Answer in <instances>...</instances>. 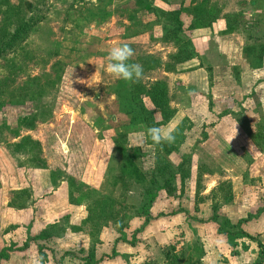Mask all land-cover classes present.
<instances>
[{
	"label": "rangeland",
	"instance_id": "obj_1",
	"mask_svg": "<svg viewBox=\"0 0 264 264\" xmlns=\"http://www.w3.org/2000/svg\"><path fill=\"white\" fill-rule=\"evenodd\" d=\"M136 1L0 0V251L25 244L28 228L8 225L10 217L28 222V185L37 191L42 183L33 194L43 199L54 172L62 184L57 200L68 196L80 204L71 214L76 222L72 225L65 218L52 227H39L58 238L68 232L90 235L93 250L99 251L82 257L86 263L81 264H264L257 262V242L240 237L229 243L209 221L212 206L218 204V222L246 219L242 230L264 246V217L259 212L264 208V151L246 133L248 128L253 135L264 125V78L250 70L244 52L248 46L256 51L264 47V0H153L160 10L183 9L179 36L191 41L196 56L182 64H175L177 49L163 39L153 15L143 11L130 17ZM204 11L213 14L211 26L190 30L193 16ZM120 43L133 49L130 62L142 65L149 58L159 63L144 69L140 80L145 86L155 81L167 85L176 115L162 129L183 120L192 123L185 141L168 159L176 165L190 155L192 171L197 161L213 171L199 186L193 175L183 187L177 178L174 196L158 193L150 209L153 219L144 228L143 217L128 219L141 188L127 161L114 151L113 140L125 134L122 146L134 155L133 163L147 179L154 150L145 144L143 132L131 126L129 116L119 112L113 93L118 80L101 62ZM166 64L174 70L166 72ZM198 65L205 73L203 80L194 79L195 85L200 80L204 85L192 92L186 74H177ZM258 77L263 79L254 82ZM145 106L158 119L150 102ZM238 117L245 119L246 128ZM203 131L209 136L202 143ZM27 138L39 146L22 141ZM120 165L127 191L116 179ZM235 201L240 205L232 214ZM26 203V211L18 209ZM11 208L19 212L11 214ZM35 209L40 210L38 205ZM117 223L126 224L122 233L127 241L136 237L133 247L116 240Z\"/></svg>",
	"mask_w": 264,
	"mask_h": 264
},
{
	"label": "trees",
	"instance_id": "obj_2",
	"mask_svg": "<svg viewBox=\"0 0 264 264\" xmlns=\"http://www.w3.org/2000/svg\"><path fill=\"white\" fill-rule=\"evenodd\" d=\"M163 3H167L169 0H159ZM137 9L132 11V18H136L138 13H142L145 11L148 14H151L155 17V23L162 26L163 31V39H167L168 42H172L175 46L176 54L172 56L175 64H182L189 60L194 59L196 56V52L194 51L191 41L182 40L179 34L182 31V22L180 20V15L183 9L164 11L157 9L153 6V0H137L136 1ZM213 14L209 11H204L200 15L193 16L192 22L190 23L189 29H200V28H209L211 23L213 22ZM33 26V25H32ZM30 28H34L30 27ZM7 35L8 33L5 31L3 33ZM12 38L9 40L11 41ZM2 47L0 45V52ZM246 52L249 62V66L251 69H259L262 67V61L264 57V47L260 46L259 50L256 51L254 47H246L244 49ZM142 67L144 69H154L158 66L159 63L152 59H144L142 60ZM164 70L173 71V67L169 65L164 66ZM114 95L118 100V110L120 113H123L129 116L131 126L135 128H139L143 134L146 133V129L148 127H163L166 126L175 116L176 110L171 108L169 97H168V88L167 85L162 81H155L150 86H145L141 80H137L135 82H125L123 80H118L117 85L114 87L113 91ZM145 101L150 102L153 109L158 112V119L155 118L154 112L151 109H148L145 106ZM210 108V106H208ZM239 118V117H238ZM241 126V128H246L245 119L239 118L236 119ZM184 121L187 122L185 125ZM189 120H183L178 124V126L173 130V135L175 136V140L172 143L162 142L160 144H153V142L144 136V141L147 146H151L154 150V156L152 161V169L149 172L148 179L145 177L146 175L141 172L136 165L133 163L134 155H128L129 153L122 146L123 140H125V134L118 135L114 140V151L120 154L122 160L127 161L128 167H130L131 173L134 175L137 184L141 188L140 196L141 198L138 201V204L131 209V216L128 219L143 217L144 222L141 226L144 228L150 220L153 218L150 216V209L156 200L159 192H164L167 196H174L176 193V180L177 178L180 180L181 187L184 185V181L190 177L191 170V156L184 155L180 162L176 165H173L172 162L168 159V155L177 151L179 146L185 141V132L188 131L191 127V123L189 124ZM259 130L257 133L251 135V131L247 128V134L251 137L254 144L259 147L261 151H264V125L259 126ZM202 139L201 141L207 139V134L203 131L201 133ZM28 140V143H31L35 146H39L38 143H35L30 138L23 139L22 141ZM136 152V151H134ZM250 163V162H248ZM119 178L116 179L122 186H125V190H128L129 184L124 181L123 170L124 167L122 165L119 166ZM50 182L51 186L55 187L57 179H55L54 172H50ZM204 174L212 175L213 171L202 162H198L197 164V175H196V184L199 186V182L202 179ZM63 176V175H62ZM121 181V182H120ZM180 188V193L181 192ZM227 201L232 199L231 193H228ZM30 201L28 195V202ZM32 202V201H31ZM27 203L24 205H19L18 209L26 208ZM218 204H214L212 206V216L209 221L216 224V231L218 234L225 235L229 243L231 240L240 237H246L251 241L257 242L258 247V260H264V246L257 240V238H253L250 235H247L241 228L246 222V219H241L235 224L230 223L227 219L222 222L217 221V211ZM93 211L92 209H90ZM264 211V208L259 209V212ZM89 212V210H88ZM248 218H253V216L249 215ZM125 225L120 224L116 229L119 236L116 240L124 241L128 243L130 246L135 245V238L132 237L130 241L125 239V235L122 233V229L125 228ZM140 229L134 231L133 235L141 232ZM41 234L38 238H45L46 235ZM37 238V237H36ZM35 238V239H36ZM27 238L25 244L17 248L15 245H10L9 247L3 248L0 251V262L6 261L10 257L11 252H21L28 248L29 242L31 240ZM172 250L174 248H171ZM171 250V251H172ZM169 255L167 254V257ZM170 257V256H169ZM86 263V260H85ZM96 263V262H95ZM253 264H257L254 262ZM261 264V263H260Z\"/></svg>",
	"mask_w": 264,
	"mask_h": 264
},
{
	"label": "crops",
	"instance_id": "obj_3",
	"mask_svg": "<svg viewBox=\"0 0 264 264\" xmlns=\"http://www.w3.org/2000/svg\"><path fill=\"white\" fill-rule=\"evenodd\" d=\"M201 30H203V29H200V31ZM199 58L201 59V55H198V59ZM196 59H197V57H196ZM250 70H251V68H250ZM252 72L253 73L259 72V74L262 73L261 76L264 78V58L262 61V67H260L259 69H256V70L254 69V70H252ZM204 73H205L204 67L198 65L196 68H194L192 70H189L185 73H179L177 75L186 74L187 79H189V82L192 85V87H189V90H191L192 92H195L196 88L198 86L203 87V85H204V83L202 81ZM196 77H199L202 80H200V82L196 83V85H195L196 81L194 79ZM262 77H258V79H255L254 82H256L259 79L262 80L263 79ZM207 80H208V78H207ZM205 85H206V83H205ZM193 86H195V88H193ZM207 86H208V83H207ZM201 92H203V91H201ZM207 112H209V111L207 110ZM175 115H176V113H175ZM173 119L167 125H170L171 122L173 121ZM180 122L181 121H179L177 124H175L171 130H174ZM166 126H163L161 128H165ZM205 133L207 134V131ZM208 136H209V133L207 134V139L203 140L202 143L208 140ZM197 164H198V161L196 162L194 171H192V164H191V170H190V178H191V176L194 175L195 181H196V175H197ZM205 175H208V174H204L202 177H204ZM38 187L39 188L43 187L42 183H40V185ZM38 187L36 189L37 191H35V189H32V187H30L28 185V195H29V199H30V201L28 202V222L22 224L21 221L20 222L15 221L14 217H13V219H12V217H10L11 221H9V223H8V225L13 224L15 226V225L21 224L22 226H25L26 228H28V238H30V239H35L36 237L37 238L35 240H31L29 242L28 248H26L24 251L11 252L9 259L6 261H1L0 264H32L33 257L37 254L40 255L41 257H43V264H56V262H57V264H73L74 262H76V264H81L82 262L85 263V259L82 260V257L88 256V255H94L95 256L96 252L99 251V249H96L97 251L93 250L92 238L90 237V235L68 232V234L65 233L64 238H58V237H60L58 234L52 235V233H51L52 230H50V229L48 231L44 230L45 226L52 227L53 224H56L57 222H59L62 219H65V218L68 219L70 221L69 223L73 225V223L76 221L73 219V216H71V214L74 213L76 209H78L79 206H77V205H80V204H77V203H79V202H76L77 199L72 198L71 200H69L70 198L68 199V196L67 197L64 196V198H63L64 200L63 199L57 200L58 199L57 198V196H58L57 191H60L62 189L61 188L62 184L58 185V181H56L55 187H52L51 185L49 186L48 190H46V196L47 197L45 196V197H43V199H41V198L36 199V197H34L33 192L36 193L40 190ZM30 192H31V195H30ZM155 201H154V203H155ZM52 202H54L56 204V206H54V204ZM235 202L236 203L234 205H232V210L230 211V213H232V214H235L236 212H238V207H239L238 205H240L237 201H235ZM37 205H38V208H40L39 211H36V209H35V207ZM152 206H154V205H152ZM33 209H35L36 213H38V212L40 213L39 219H37V216L34 214ZM24 210L26 211V209H24ZM12 211L19 212L18 210L15 211V209L12 210V208H11L10 209L11 214H12ZM150 211H152V210H150ZM248 213H251V211H249ZM261 214H262L261 216L264 217V211ZM231 217H232V215H231ZM235 217H238V215ZM136 219H138V217H136ZM237 219H239V217ZM237 219L232 220L231 218L228 217V220H231L230 222H232V224H235L236 222H238V221H236ZM40 224L45 225V226H42L40 228L39 227ZM245 227L246 226H244V228ZM53 228H51V229H53ZM74 228L77 231L79 229L78 227L77 228L74 227ZM44 232H45L44 235H46L45 238H39L38 239V236H40ZM7 236L10 237L9 235H7ZM95 240H96V238H95ZM64 246L65 247L68 246V247H66V249H62ZM16 247H17V245H16ZM42 247L45 248L46 250H44L43 252L42 251L40 252ZM1 250H2V247H1ZM46 254H47V256H46ZM243 255L244 254H241V252H240V255L238 256V258H240V259L243 258ZM63 256L64 257L66 256L67 258H62ZM45 258H47L46 262H45ZM103 263H105V262H103Z\"/></svg>",
	"mask_w": 264,
	"mask_h": 264
},
{
	"label": "clouds",
	"instance_id": "obj_4",
	"mask_svg": "<svg viewBox=\"0 0 264 264\" xmlns=\"http://www.w3.org/2000/svg\"><path fill=\"white\" fill-rule=\"evenodd\" d=\"M134 55L133 49L126 43H120L112 46L107 54L101 57V62L105 72L115 80H123L125 82H135L142 77L143 67L139 63L130 62ZM150 139L153 144L162 142L172 143L175 140L173 130H163L160 127H148L146 133L142 134V138ZM118 223L116 227H118ZM32 264H43V257L35 255Z\"/></svg>",
	"mask_w": 264,
	"mask_h": 264
}]
</instances>
